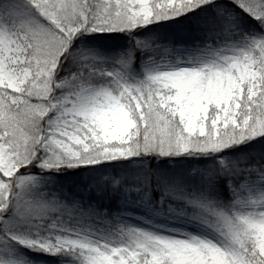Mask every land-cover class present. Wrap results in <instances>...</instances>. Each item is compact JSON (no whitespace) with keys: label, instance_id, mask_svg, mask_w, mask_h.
<instances>
[{"label":"snow or ice","instance_id":"1","mask_svg":"<svg viewBox=\"0 0 264 264\" xmlns=\"http://www.w3.org/2000/svg\"><path fill=\"white\" fill-rule=\"evenodd\" d=\"M44 259L264 264V0H0V264Z\"/></svg>","mask_w":264,"mask_h":264},{"label":"trees","instance_id":"2","mask_svg":"<svg viewBox=\"0 0 264 264\" xmlns=\"http://www.w3.org/2000/svg\"><path fill=\"white\" fill-rule=\"evenodd\" d=\"M173 27H175V28H182L183 27V25L182 24H174L173 25ZM101 43H105V42H110V41H100Z\"/></svg>","mask_w":264,"mask_h":264},{"label":"rangeland","instance_id":"3","mask_svg":"<svg viewBox=\"0 0 264 264\" xmlns=\"http://www.w3.org/2000/svg\"><path fill=\"white\" fill-rule=\"evenodd\" d=\"M41 264H50V261H48L47 259H44L41 261Z\"/></svg>","mask_w":264,"mask_h":264}]
</instances>
